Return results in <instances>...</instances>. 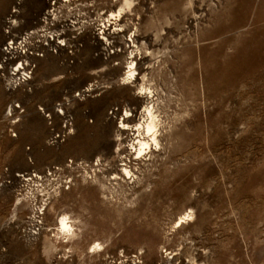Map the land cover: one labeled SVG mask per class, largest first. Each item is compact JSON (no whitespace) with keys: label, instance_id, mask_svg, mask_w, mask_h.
I'll return each instance as SVG.
<instances>
[{"label":"rangeland","instance_id":"rangeland-1","mask_svg":"<svg viewBox=\"0 0 264 264\" xmlns=\"http://www.w3.org/2000/svg\"><path fill=\"white\" fill-rule=\"evenodd\" d=\"M123 1L80 0L77 50L46 55L12 93L0 81V264H108L122 252L136 264H264V0H134L110 18ZM46 6L0 0V44L15 7L25 29ZM132 58L137 79L124 84ZM63 102L74 128L50 146L41 109ZM146 106L159 145L142 156L131 128ZM32 172L45 190L71 183L29 241L32 202L14 177Z\"/></svg>","mask_w":264,"mask_h":264},{"label":"built area","instance_id":"built-area-1","mask_svg":"<svg viewBox=\"0 0 264 264\" xmlns=\"http://www.w3.org/2000/svg\"><path fill=\"white\" fill-rule=\"evenodd\" d=\"M23 1L16 0L17 5L21 6ZM79 1L46 0L47 6L36 23L25 29H17L15 17L19 11L15 7L5 22L4 41L0 44V81L8 92L12 93L28 85L33 79L38 61L46 55L58 54L65 50L73 53L77 50L80 31L85 23L79 15ZM100 34H104V31L102 30ZM86 91L90 89L86 88L82 93ZM79 96L80 93L75 95L76 98ZM66 104L67 102L58 104L53 113L41 109L50 128L48 138L50 146H59L74 128V116L68 111ZM15 108L19 106L16 105ZM57 117L58 124L55 123ZM60 171L62 167L55 166L47 173L54 177V174ZM41 179V175L34 172L16 173L14 177V180L19 183V195L24 192L25 198H29L32 202L31 214L23 228V233L29 241H34L43 232L45 210L52 196L58 194L61 188L69 189L71 183V178H64L58 183L50 184V187L45 190ZM135 259H138L137 255H126L122 252L119 258H110L108 264H136ZM138 264H142L141 261Z\"/></svg>","mask_w":264,"mask_h":264},{"label":"bare ground","instance_id":"bare-ground-1","mask_svg":"<svg viewBox=\"0 0 264 264\" xmlns=\"http://www.w3.org/2000/svg\"><path fill=\"white\" fill-rule=\"evenodd\" d=\"M133 2H134V0H124L118 11L111 12V17L110 18H112V19L120 18L122 16V14L126 10H130L132 8ZM137 75H138V73H137V64L132 58L131 61H129V63H128V67H127V70L125 72V77L123 78L124 84H128L130 81L136 80L137 79ZM141 89L140 90L142 92L145 91L144 94H146V91H148V89L144 85H142ZM126 115L129 117L130 114L128 112H126ZM142 115L144 117V120L142 122L140 121V122L136 123L133 126V128H131L130 125H128V124L122 123V129L124 131L125 130L129 131L130 128H131L132 131H134V134H133L134 138L132 139V144L131 145L135 149L136 153H138V155H142L143 156V154L147 150L153 149V147H155V146L158 147V145H159V137H158L159 130H158V128H159V125H160L159 124L160 120H158V117L155 114V112L153 110V107H150V106H146L144 108V110L142 112ZM145 135L148 137V139H147V137ZM122 172H123V174L125 176H132V174H133L132 171L128 168L127 165H124V168L122 169ZM188 217H190V214H188ZM180 219L182 221L183 217L180 218ZM60 227H61L63 232L71 233L73 227L69 223V219H68V215L67 214H64L61 217V219H60ZM98 248H101V245L99 243H97L94 246V249H98Z\"/></svg>","mask_w":264,"mask_h":264}]
</instances>
